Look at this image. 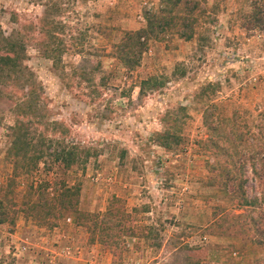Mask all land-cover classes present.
I'll use <instances>...</instances> for the list:
<instances>
[{
    "label": "rangeland",
    "instance_id": "obj_1",
    "mask_svg": "<svg viewBox=\"0 0 264 264\" xmlns=\"http://www.w3.org/2000/svg\"><path fill=\"white\" fill-rule=\"evenodd\" d=\"M177 1L176 19L194 0ZM163 4L0 0V32L21 43V63L40 90L39 103L34 108L32 101L31 111L25 110L30 129L45 137L47 148L46 138L57 136L47 122H64L69 141L98 153L63 176L59 170L44 176L39 163L29 177H13L6 159L8 128L22 112L14 107L20 104L21 91L3 87L10 80H0V197L7 190V200L20 204L29 184L53 177L54 186L63 181L75 188L77 212L39 220L13 214L11 224L0 225V264H264L262 246L222 234L219 224L213 223L212 231L206 228L215 212H242L211 186L205 162L212 158L196 154L193 144L204 138L201 111L207 100L195 95L207 82L219 85L209 99L245 109L255 119V105L264 99V32L240 19L249 10V0H208L193 12L197 23L191 42L171 32L150 43L134 72L123 73L111 44L123 33L142 28L143 14ZM46 9L48 19L60 25L52 38L38 34V20ZM198 35L205 39L197 42ZM55 36L61 41L56 64L49 55L56 48L50 45ZM177 67L184 71L182 77L172 76ZM152 75L162 76L165 85L139 97V80ZM170 118L177 120L175 128ZM164 129L178 130L187 142L184 152L170 155L151 140ZM166 166L171 168L168 174ZM244 187L247 198L258 196L249 173ZM111 198L134 219L131 224L120 222L124 229L130 225L131 233L117 228L107 232L104 238L115 245L113 252L97 237L98 221ZM109 220L104 221L107 227L118 222Z\"/></svg>",
    "mask_w": 264,
    "mask_h": 264
},
{
    "label": "trees",
    "instance_id": "obj_2",
    "mask_svg": "<svg viewBox=\"0 0 264 264\" xmlns=\"http://www.w3.org/2000/svg\"><path fill=\"white\" fill-rule=\"evenodd\" d=\"M207 1L194 0L189 6H184L186 13L178 16V19L173 15L174 9L179 3L177 0H163V8L149 9L145 12L142 28L123 33L116 43L111 44V54L122 72L125 74L134 72L150 43L162 40L171 32L176 33L178 38L183 41L191 42L196 35L194 25L197 23V18H193V12L204 7ZM248 7L249 10L242 14L240 19L250 29L256 27L264 32V0H249ZM48 15L46 9L39 18L38 34L41 37L49 35L52 38L56 32H51L57 31L60 25L59 22L49 20ZM176 22L178 29L174 30ZM56 37L50 44L56 48L49 52V55L56 59L54 60L55 64L59 63L58 53L61 51V41ZM196 37L197 42L205 39L199 35ZM21 52V43L10 36H3L0 32V80H10L9 85L2 82L3 87H19L21 100L20 104H16L14 107L22 109V112L17 114L18 118L14 124L8 128L10 142L6 150V159L13 168V177L16 175L29 177L37 171L39 163L42 165L40 172H43L44 176H47L48 173L54 174L55 170L61 171L63 176L73 166L83 167L90 156L96 157L98 153L90 148H81L78 144L69 141L67 138L68 126L64 122H47L50 130L57 133L56 138H46L47 148L44 147L45 137L36 129H30V122L25 118V114L29 112H25V110L30 109L29 104L32 101H34L35 108L41 96L38 93L40 90L35 86L27 68L21 63ZM176 75L182 77L184 71L177 67L172 76ZM165 82L166 80L162 76L155 75L139 80L138 96L144 97L147 91L159 90L165 85ZM218 87L217 83L207 82L195 95L199 99L204 97L207 103L201 111L204 138L194 140L193 144L196 154L212 158L211 163L205 162L211 186L213 184L217 188L216 190L224 195V198L231 203L233 210H241L242 213L218 214L215 212L214 218L206 228L212 231L214 229L212 224H219L223 231L222 234L225 233L233 238H243L244 241L249 238L253 244L264 248V99L255 105L254 119L245 109L228 107L221 102L215 103L209 99L215 95ZM177 110L183 112L185 109L178 107ZM170 119V121L173 120L171 125L175 128L177 120ZM151 140L170 155L186 150L187 142H183L178 130L164 129L155 133ZM168 169L171 168L166 166L165 174H168ZM247 173L254 181L258 194L257 197L250 199L247 198L244 187L247 182ZM51 178V180H40L34 185L29 184L27 196L20 204H15L14 201L10 203L7 199L11 197V192L6 190L0 197V225L11 224L13 214L19 213L36 220L45 217L53 219L54 216L55 219H61L68 214L77 213L75 210L76 200L72 196L75 188L72 190L63 181L54 186V179ZM47 189H49L48 192ZM76 189L78 190V188ZM41 198H43V202H39ZM108 204L109 206L101 218L103 220L98 221L97 225L100 226L101 233L97 237H100L99 242L104 247L113 252L116 249L115 245L108 244L104 238L107 236V232L111 234V229L117 228L118 232L122 229L125 230L124 233H131L130 225L124 229V224L121 225L120 222L131 224L134 219L129 216L116 198H111ZM252 213L255 214V218L251 216ZM106 218H110L111 222L112 220H118V222L109 224L107 227L104 222ZM239 219L242 221L238 222Z\"/></svg>",
    "mask_w": 264,
    "mask_h": 264
}]
</instances>
